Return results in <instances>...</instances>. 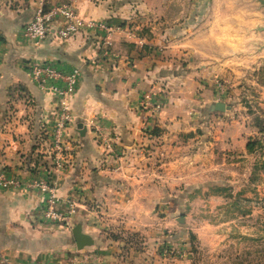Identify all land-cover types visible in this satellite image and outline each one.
I'll use <instances>...</instances> for the list:
<instances>
[{
    "label": "crops",
    "instance_id": "1",
    "mask_svg": "<svg viewBox=\"0 0 264 264\" xmlns=\"http://www.w3.org/2000/svg\"><path fill=\"white\" fill-rule=\"evenodd\" d=\"M71 1L0 0V173L26 180L51 165L49 132L60 104L30 79L26 62L40 58L80 70L66 103V166L52 173L57 194L76 200L70 221L45 220L37 191L0 187V264H157L168 258H158L154 240L141 252L113 238L107 231L113 219L103 215H151L157 199L183 197L168 188L186 181L176 165L182 150L198 145L210 119L221 125L229 108L214 109L217 101L228 104L220 81L234 79L254 55L213 14L182 16L184 0H75L84 19L108 29L69 38L51 31L39 44L23 36L40 4ZM146 93L160 102L157 111L142 105ZM76 224L92 244L76 247Z\"/></svg>",
    "mask_w": 264,
    "mask_h": 264
},
{
    "label": "rangeland",
    "instance_id": "2",
    "mask_svg": "<svg viewBox=\"0 0 264 264\" xmlns=\"http://www.w3.org/2000/svg\"><path fill=\"white\" fill-rule=\"evenodd\" d=\"M184 1L182 16L212 20L213 14L221 25L228 23L238 45L245 38L244 52L254 62L231 81H220L231 105L221 113V125L210 119L198 145L192 141L182 150L184 161L176 165L186 181L168 188L183 197L157 199L151 215L104 214L113 219L107 231L141 252L154 240L158 258H168L157 264H264V4ZM252 139L259 143L249 151L245 144Z\"/></svg>",
    "mask_w": 264,
    "mask_h": 264
},
{
    "label": "built area",
    "instance_id": "3",
    "mask_svg": "<svg viewBox=\"0 0 264 264\" xmlns=\"http://www.w3.org/2000/svg\"><path fill=\"white\" fill-rule=\"evenodd\" d=\"M74 1L53 4L47 8L40 4L36 8L33 17L24 24L22 28L23 36L28 41L39 44L51 31L58 38H69L84 29H108L103 21L84 19L74 6ZM55 22H59V25L52 30ZM25 66L30 79L40 88L50 91L59 100V120L54 122L49 132L48 155L51 165L43 167L41 172L26 180L0 173V187L7 189L23 188L39 192L42 198L41 211L43 218L49 222L67 223L74 211L76 200L71 196L61 197L57 194L52 173L54 170L58 171L66 166L64 153L68 147L62 137L64 123L69 119L66 103L79 82L80 70L78 67L65 69L51 61L40 58L29 59ZM150 98L151 94L146 93L142 105L151 106L152 111L155 112L159 109L160 102L157 100L150 101ZM105 140H107V137H105ZM105 145L109 151L113 150L111 142H107Z\"/></svg>",
    "mask_w": 264,
    "mask_h": 264
},
{
    "label": "water",
    "instance_id": "4",
    "mask_svg": "<svg viewBox=\"0 0 264 264\" xmlns=\"http://www.w3.org/2000/svg\"><path fill=\"white\" fill-rule=\"evenodd\" d=\"M261 1L264 4V0H261ZM227 108H230V105L222 101H217L214 103L215 110L222 111ZM71 231H72V235L75 240V243H76V247L78 249H81L82 247L93 243L92 237L89 234L82 231L80 224H76L75 226H73Z\"/></svg>",
    "mask_w": 264,
    "mask_h": 264
},
{
    "label": "trees",
    "instance_id": "5",
    "mask_svg": "<svg viewBox=\"0 0 264 264\" xmlns=\"http://www.w3.org/2000/svg\"><path fill=\"white\" fill-rule=\"evenodd\" d=\"M258 143H259L258 140H256V139H252V140H249V141L245 144V146H246V148H247L249 151H251V150L254 149V147H255L256 144H258Z\"/></svg>",
    "mask_w": 264,
    "mask_h": 264
}]
</instances>
